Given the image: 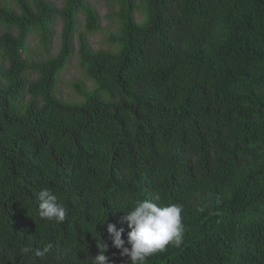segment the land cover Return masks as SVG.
Instances as JSON below:
<instances>
[{
  "label": "trees",
  "instance_id": "trees-1",
  "mask_svg": "<svg viewBox=\"0 0 264 264\" xmlns=\"http://www.w3.org/2000/svg\"><path fill=\"white\" fill-rule=\"evenodd\" d=\"M8 1L0 0V264H90L98 243L109 264H128L107 223L126 240L118 208L140 200L182 205L185 227L180 246L145 264H264V0H111L120 6L109 14L120 18L115 48L94 49L79 33V65L94 82H71L79 100L58 96L60 75L79 14L87 31L99 29L95 6L15 0L16 11ZM35 32L45 57L27 49ZM43 188L67 209L65 222L39 217ZM47 243L43 258L21 253Z\"/></svg>",
  "mask_w": 264,
  "mask_h": 264
},
{
  "label": "clouds",
  "instance_id": "clouds-1",
  "mask_svg": "<svg viewBox=\"0 0 264 264\" xmlns=\"http://www.w3.org/2000/svg\"><path fill=\"white\" fill-rule=\"evenodd\" d=\"M10 2H13L15 7ZM17 4L15 0L8 1V5L19 11ZM27 46L30 50L29 39ZM36 197L39 201L38 215L42 220L57 224L65 222L67 209L58 201L57 195L52 190L43 188ZM153 199L159 201L158 196ZM118 209L124 212L120 217L121 223H126L130 229L126 240L122 238L124 228H118L115 223H107V233L112 246L120 250L121 256L128 257V264H145L148 257L165 252L169 245L178 247L182 243L185 233L181 215L182 205L171 203L160 206L152 200H140L129 210ZM52 246L51 243L45 244L42 249L25 246L21 249V253L30 254L33 258H43ZM98 247L99 253L92 256L90 264H109V257L105 254L108 245L98 243Z\"/></svg>",
  "mask_w": 264,
  "mask_h": 264
},
{
  "label": "rangeland",
  "instance_id": "rangeland-1",
  "mask_svg": "<svg viewBox=\"0 0 264 264\" xmlns=\"http://www.w3.org/2000/svg\"><path fill=\"white\" fill-rule=\"evenodd\" d=\"M54 4H56L58 7L62 6L64 3V0H50ZM91 2L95 8L97 9V12L100 15V26L99 29L89 32L86 30V19L84 13L79 14V26L76 30V32L73 34V41H74V52L72 56L69 59L68 65L65 67V69L61 72L60 75V84L58 87V96L65 99V100H79L80 97L78 93L73 89L71 82L74 79H80L83 80L85 85L87 87H91L94 82L89 77L84 74V70L79 65V33L80 32H86L87 39L90 43V45L94 49H110L115 48L114 45L111 44V41L109 40L110 31H117L120 25V18L117 15H113V17H110L111 11H118L120 6L118 2H112L111 0H88ZM11 5L15 7V4L13 2H10ZM136 18L141 21L143 18V14L141 12L136 13ZM62 27H63V21L62 18L59 16L56 17L55 22L53 23V37L51 41V54H57L58 51L61 48V35H62ZM1 30V28H0ZM40 36L38 33H33L30 35V51L34 52L36 58L39 56L45 57L44 54H42V45L39 42ZM27 56H31L30 53H26ZM32 57V56H31ZM0 62H3V64L6 66L7 61L5 58H1L0 56ZM29 78L28 79H35L37 77L36 73H28ZM93 87V86H92ZM29 95H25L26 101L29 99Z\"/></svg>",
  "mask_w": 264,
  "mask_h": 264
}]
</instances>
